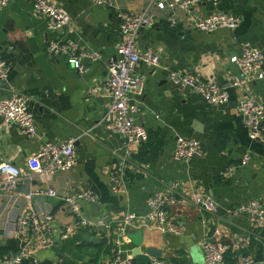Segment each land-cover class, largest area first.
I'll return each mask as SVG.
<instances>
[{
	"label": "crops",
	"instance_id": "crops-1",
	"mask_svg": "<svg viewBox=\"0 0 264 264\" xmlns=\"http://www.w3.org/2000/svg\"><path fill=\"white\" fill-rule=\"evenodd\" d=\"M51 1L73 17L71 29L50 31L47 20L35 14L29 0H9L0 12V62L10 69L7 83H0V98L24 95L43 138H31L16 126L0 133V161L18 166L23 174L15 198L0 195V259H13L21 252L13 221L26 214L30 204L37 211L51 212L55 219L52 246L34 251L38 264H102L118 250L123 251V258L138 264L131 239L118 234L120 220L127 213L146 215L150 197L177 187L183 195L211 197L218 212L209 214L186 205L168 208L170 218L183 225L184 234L163 235L150 225H139L130 234L143 231L140 253L154 248L163 253V259L175 263L205 264L202 243L219 231L220 241L230 246L226 264H236L242 256L264 261V234L260 235L249 216L235 213L251 201L264 203V135L251 139L248 119L238 110L246 97L264 104V80L254 79L243 89L232 88L231 79L239 77L240 70L230 62L245 44L264 54V0L201 3L195 9L199 17L225 13L240 20L234 30L212 34L194 29L186 13H178L172 24L169 12L151 9L156 23L141 30L137 44L140 51L155 52L160 66L138 64L135 74L142 82L132 93L139 106L136 122L146 128L148 138L132 149L125 164L120 160L124 140L111 135L104 124L110 101L90 90L104 83L109 66L117 59L122 13L145 12L150 0H114L117 8L98 7L89 0ZM51 40L76 41L101 51L103 60L81 75L65 57L50 54ZM171 72L192 73L216 82L228 91L230 103L218 109L195 91H180L170 79ZM178 138L198 140L201 155L188 164L176 160ZM69 139L77 140V163L71 171L51 177L30 172L27 161L43 143ZM247 153L253 160L242 167ZM48 189L59 194L56 204L45 196L34 197L31 203L24 198L31 191ZM79 192H90L96 198L81 203V218L92 223L104 219L105 227L76 225L63 198ZM68 227L77 231L63 240ZM248 238L249 246L240 249L238 245Z\"/></svg>",
	"mask_w": 264,
	"mask_h": 264
},
{
	"label": "built area",
	"instance_id": "built-area-1",
	"mask_svg": "<svg viewBox=\"0 0 264 264\" xmlns=\"http://www.w3.org/2000/svg\"><path fill=\"white\" fill-rule=\"evenodd\" d=\"M98 7L117 8L114 0H89ZM222 0H150L149 9L145 12L132 14L122 13L120 31L122 41L117 49V59L109 66L108 77L104 83L95 86L90 94L109 99L110 104L104 118L107 130L113 136H120L125 143V150L121 154L122 164L129 161L132 149L147 140L146 128L136 122L139 106L133 101L132 93L141 85V79L135 74L136 67L141 62L154 68L160 66V57L152 50H139L137 41L142 29L152 27L156 23L151 9L169 12V21L175 24L178 13H186L192 20L193 28L206 34H212L220 29L234 30L240 20L225 13H215L206 17H199L195 9L201 3L218 5ZM37 16L47 20L50 31L71 29L74 19L62 6L51 0H29ZM9 0H0V12L7 7ZM48 50L53 57H65L67 62L81 75L90 70V65L101 62V51L82 47L73 40H51ZM230 62L240 70L239 77L231 79V87L243 89L254 79L264 80V54L261 50L245 44L239 54L230 58ZM10 69L5 62H0V83L7 82ZM172 83L182 92L195 91L203 101L214 108H224L230 103L229 93L212 80H204L192 73L171 72ZM239 112L248 119L250 137L257 140L264 135V104L254 98L246 97L239 102ZM9 126H16L27 136L42 140L38 134L34 114L30 110L29 100L20 93L9 94L0 98V133ZM75 139L63 143H43L40 151L28 159L27 164L34 176H54L60 172L71 171L77 163V149ZM201 155V143L195 139L178 138L174 151V158L184 163H190ZM253 160L251 153L242 159V167ZM122 168H120L121 172ZM21 169L12 164L0 161V195L10 198L18 195V187L22 180ZM119 175V172H118ZM45 196L58 199L59 194L53 190L31 191L24 195L28 203L34 197ZM68 211L75 217L79 227H105V220L99 219L94 223L81 218L80 207L83 202H95L96 198L90 192H79L63 198ZM193 206L202 212L215 214L218 212L217 203L209 196L201 193L191 195L180 194L177 187L163 193H156L147 202V214L127 213L120 220L118 234L124 239H130V232L139 225H150L163 235L181 236L184 234L182 224L175 223L169 216L168 208L175 206ZM26 214L13 221L14 235L22 243L21 252L10 260L0 259V264H19L23 259H30L38 264L34 257L36 249H49L52 246L51 236L54 231V216L51 212H40L30 204L26 207ZM236 214L249 216L255 223L260 235L264 234V203L256 200L239 206ZM75 227H68L62 239L67 240L76 233ZM220 232L214 237H206L202 243L205 264H226V256L230 246L220 241ZM250 244L248 238L240 249ZM122 250H118L115 257L102 264H133V261L122 257ZM151 264H179L163 258H154ZM191 264V263H185ZM236 264H264L248 256H242Z\"/></svg>",
	"mask_w": 264,
	"mask_h": 264
},
{
	"label": "water",
	"instance_id": "water-1",
	"mask_svg": "<svg viewBox=\"0 0 264 264\" xmlns=\"http://www.w3.org/2000/svg\"><path fill=\"white\" fill-rule=\"evenodd\" d=\"M5 84L7 82H4ZM108 111H105V114ZM51 204H56L58 202L56 199H51L49 201ZM94 206H97L96 203L93 204ZM129 238L132 241V244L136 247L135 260H137L138 264H151L152 259L154 258H163V253L157 249L154 248H145L144 252L142 250V253H140L138 250L143 249L144 247V239H143V231H138L135 234H130ZM19 264H31L30 259H23L21 263Z\"/></svg>",
	"mask_w": 264,
	"mask_h": 264
}]
</instances>
